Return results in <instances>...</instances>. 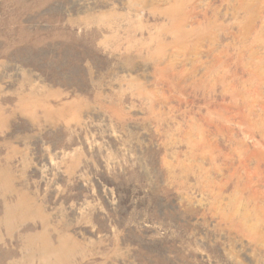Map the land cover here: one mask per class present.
<instances>
[{
    "label": "rangeland",
    "instance_id": "obj_1",
    "mask_svg": "<svg viewBox=\"0 0 264 264\" xmlns=\"http://www.w3.org/2000/svg\"><path fill=\"white\" fill-rule=\"evenodd\" d=\"M0 264H264V0H0Z\"/></svg>",
    "mask_w": 264,
    "mask_h": 264
}]
</instances>
